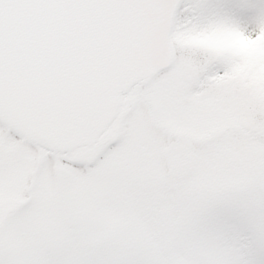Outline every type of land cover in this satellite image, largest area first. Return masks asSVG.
<instances>
[{
  "label": "snow or ice",
  "instance_id": "snow-or-ice-1",
  "mask_svg": "<svg viewBox=\"0 0 264 264\" xmlns=\"http://www.w3.org/2000/svg\"><path fill=\"white\" fill-rule=\"evenodd\" d=\"M0 264H264V0H0Z\"/></svg>",
  "mask_w": 264,
  "mask_h": 264
}]
</instances>
